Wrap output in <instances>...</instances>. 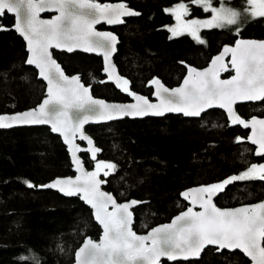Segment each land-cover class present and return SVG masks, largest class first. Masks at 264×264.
<instances>
[{
	"label": "trees",
	"instance_id": "trees-1",
	"mask_svg": "<svg viewBox=\"0 0 264 264\" xmlns=\"http://www.w3.org/2000/svg\"><path fill=\"white\" fill-rule=\"evenodd\" d=\"M113 2L116 0H100ZM121 1V0H117ZM189 4V16L207 15L191 0H123L140 13L127 16L118 26L120 35L115 61L130 87L151 96L149 81L159 77L168 86L180 83L188 65L205 66L224 43L239 37L264 38V18L239 26L203 29L205 44L183 33L169 39L175 17L165 9L175 2ZM220 0H213L216 4ZM245 6L244 0H232ZM14 16L5 13L0 25V114L37 105L45 95V83L27 65L24 39L13 28ZM69 74L79 73L95 96L125 100L126 94L105 80L102 58L82 51L54 52ZM183 62V63H181ZM103 81V82H102ZM241 114H264V101L239 105ZM87 132L101 149L95 161L82 153L89 168L98 161L114 162L118 170L104 187L119 200L134 197V228L146 232L169 221L188 206L181 196L187 187L223 181L259 161L252 145L243 138L246 130L229 124L225 113L212 108L200 117L169 113L90 124ZM242 138L237 142L236 138ZM264 157V156H263ZM70 157L59 135L48 126L0 129V264H33L21 260L34 254L38 264H71L85 237L98 239L101 227L92 210L78 196H64L42 187H27L22 180L43 185L56 176L73 174ZM123 178V179H121ZM264 199V181H236L219 193L220 206H235ZM161 264H251L239 250L204 249L199 258Z\"/></svg>",
	"mask_w": 264,
	"mask_h": 264
},
{
	"label": "snow or ice",
	"instance_id": "snow-or-ice-1",
	"mask_svg": "<svg viewBox=\"0 0 264 264\" xmlns=\"http://www.w3.org/2000/svg\"><path fill=\"white\" fill-rule=\"evenodd\" d=\"M210 19L185 21L183 28L199 44L206 41L199 36L201 28H222L246 21L264 18V0H244V7H226L225 3L213 6V0H191ZM57 11L51 20L39 18L44 11ZM175 14L177 21L188 14L181 2L165 9ZM5 13L14 14V29L26 41L30 55L27 65H35L38 75L47 82L46 98L35 108L14 113L0 114V128L16 125H49L53 133H59L71 153L72 162L81 174L68 178H56L45 185H34L22 180L27 187L55 188L66 196H78L94 210V219L102 226L99 241L86 238L75 252V264H160L161 257L170 261L199 258L208 246L217 252L240 250L253 264H264V201L238 208L221 209L213 203V196L236 181H264V164H251L245 171L223 181L192 188L181 193L193 206L199 202L201 211L188 207L168 224L152 228L146 235L132 230L133 213L130 209L140 203L130 200L117 203L111 193L101 191L100 175L108 177L118 170L114 162L98 161L93 171H85L78 151H87L95 161L101 151L92 147L93 141L83 133L86 123L114 120L122 116H163L165 112L182 113L187 117H200L205 109L214 106L226 111L230 124L251 128L248 137L259 146L256 155H264V119L255 116L243 119L234 109L237 102L264 101V40H237L234 47L225 46L223 52L212 59L209 67L198 70L188 68L181 86L169 89L159 78L149 83L155 86L154 95L159 103H151L147 97L130 91V81L116 73L111 56L116 51L118 38L111 32L96 31L95 25L104 21L122 24L123 17L139 16L121 0L119 3H97L95 0H0V18ZM9 30L0 25V31ZM169 39L183 32L170 28ZM64 49L69 53L80 49L101 54L103 72L124 92L135 98L136 103L109 104L94 99L90 86L80 82L79 75L68 77L52 57L50 49ZM231 54V68L235 74L230 79H220L221 71H228L224 56ZM183 63V62H181ZM7 80V73H0ZM103 82V81H102ZM258 133V135H257ZM87 141L88 148L81 149L75 140ZM237 142L242 138L237 137ZM123 179V178H121ZM109 205L112 210L109 211ZM38 264L32 254L21 257Z\"/></svg>",
	"mask_w": 264,
	"mask_h": 264
},
{
	"label": "water",
	"instance_id": "water-1",
	"mask_svg": "<svg viewBox=\"0 0 264 264\" xmlns=\"http://www.w3.org/2000/svg\"><path fill=\"white\" fill-rule=\"evenodd\" d=\"M95 2L100 3L99 1H95ZM119 2H121V1H115V2H109V3H119ZM128 7H129V6H128ZM129 8L132 9V10H135V9H133V8H131V7H129ZM135 11H136V10H135ZM45 13H52V15H50V16H43V14H45ZM58 14H59V13H58L57 11H55V10H53V11H44V12H41V13L39 14V18H40V19H43V20H51L54 16H56V15H58ZM13 15H14V14H13ZM101 22H104V21H101ZM101 22H100V23H101ZM14 23H15V22H14ZM13 25H14V24H13ZM94 27H95V26H94ZM13 28H14V27H13ZM95 29H96V31H99V32H111V33H113V34L118 38L117 43H116V45H115V47H116V51H115V52L112 54V56H111V62L115 65L116 73H117L118 75H120V76L126 78L125 76H123V75L120 73L119 68H118V65H117V63H116V61H115V54H116V52H117V50H118V43H119V37H118L117 33L113 32V31H111V30H100V29H97L96 27H95ZM18 34H19V33H18ZM22 38H23V37H22ZM23 39H24V38H23ZM237 40H257V41H260V40H264V38H257V37H239V38H237L233 43H230V42L224 43V44L221 46L220 50H219L218 52H216L214 55H212V57L210 58V60L208 61V63H207L205 66H203V67H197V66H195V65H191V64L188 65V66H187L186 73H185V75L183 76L182 80L180 81L179 84H177V85H175V86H168V85H166V84L162 81V79L159 78V77H153V78H159L160 81H161V82H162L167 88H169V89H173V88L179 87V86H181V84H182V82H183V79H184V78L186 77V75H187L188 68L192 67V68H196V69H198V70H203V69L209 67L210 64H211L212 59H214L217 55H220V54L223 52V48H224L225 46H228V47H234V46H235V43H236ZM24 41H25V40H24ZM25 44H26V41H25ZM26 50H27V48H26ZM54 50H59V51H66V50H64V49H55V48L50 49V51L52 52V57H53V59H55L56 62L60 65V67L62 68L64 74H65L66 76H68V77H72V76H74V75H79V77H80V82H81L82 84H84L86 87L90 86V85H86V84L83 82V80H82V78H81V76H80L79 73H73V74H69V73H67V72L65 71L64 67L62 66V64H61V63L58 61V59L56 58V56H55V54H54ZM27 51H28V50H27ZM75 51H82V50L77 49V50H75ZM82 52H84V51H82ZM86 53H90V52H86ZM93 54H97V53H93ZM29 55H30V53L28 52V56H29ZM97 55H100V56L102 57L103 67H104V58H103V56H102L101 54H97ZM28 56H27V57H28ZM230 60H231V54H230V53H229V54H226V55L224 56V63H225L227 66L230 65V66H228V67L231 68ZM32 66L35 67V65H32ZM35 68H36V67H35ZM231 69H232V68H231ZM36 70H37V73H38V69H37V68H36ZM103 73H104V72H103ZM222 73H223V71L220 72V77H219V78L222 79V80H224V79H230L231 76L235 74V72H234V73H233L231 76H229V77H223V76H222ZM104 74L106 75V78H105L106 81H108V82H110V83H113L117 88H119V87L116 85V83H115L114 81H112V80H108V78H107V74H106V73H104ZM38 77L41 78L39 75H38ZM153 78H152V79H153ZM41 79H42V80L44 81V83H45V95H44V97L42 98V100H41L37 105H35V106L31 107V108L24 109V110H20V111H16V112H5V113H1V114H14V113H19V112H24V111H27V110H30V109H33V108L37 107V106L43 101V99L46 98V92H47V82H46L43 78H41ZM152 79H151V80H152ZM151 80H150V81H151ZM150 81H149V82H150ZM149 85H151V84L149 83ZM151 87H152L151 97H149V96H147V95H145V94H143V93H140V92H138V91H133V90H130V91H131V92H134V93H136V94H138V95H140V96L147 97L148 100H149L151 103H159V99L154 95L155 86H154V85H151ZM123 92H124V91H123ZM125 93H126V92H125ZM90 94H91V96H92L94 99L103 100V101H105L106 103H109V104H120V105H126V104L136 103L135 98H134L133 96L129 95L128 93H126V94H128V95L130 96V98H131V99L128 100V101H122V100H109V99H106V98H104V97L95 96V95L93 94L92 90H91V86H90ZM245 102H247V101H245ZM237 103H240V102H237ZM212 108H219V107L214 106V107H212ZM212 108L205 109L204 112H206V111H208L209 109H212ZM221 109H222V108H221ZM234 109H235V111L239 114V112H238L237 109H236V105L234 106ZM222 110L225 111L224 109H222ZM204 112H202V113H204ZM169 113H172V112H165V114H164L163 116H165V115H167V114H169ZM202 113H201V115H202ZM225 113H226V111H225ZM174 114H182V113H174ZM182 115H183V114H182ZM226 115H227V114H226ZM239 115H240V114H239ZM148 116H153V115H148ZM184 116H185V115H184ZM125 117H129V118H144V117H147V116H143V117L122 116V117L117 118V119H114V120L123 119V118H125ZM154 117H162V116H154ZM186 117H187V116H186ZM255 117L258 118V119H264V117H258V116H255ZM242 118H243V117H242ZM243 119H244V118H243ZM114 120L99 121V122H92V121H90L89 123H86V124L83 125V133H84L86 136H88L89 138H91L92 141H93V145H92V147L99 148V147L96 145L94 138H93V137L87 132L86 127H87L88 125H90V124H100V123H106V122H110V121H114ZM228 120H229V119H228ZM245 120H246V119H245ZM247 120H249V119H247ZM247 120H246V121H247ZM229 123H230V121H229ZM231 125H233V124H231ZM22 126H41V125H16V126H13V127H11V128H14V127H22ZM44 126H48V127L50 128L49 125H44ZM249 128H250V127H249ZM0 129H10V128H0ZM54 134L59 135L60 138H61V140H62V142H63L64 145L66 146L67 151H68V154H69V157H70L71 165H72V170H73L74 173H73V174H69V175L56 176L55 178L49 180V181L46 182L45 184H48V183L52 182V181L55 180L56 178H68V177H72V178L74 179L76 176H78V175L81 174L80 172L77 171L75 165L73 164V162H72V158H71V153H70V151H69L68 145L65 144V142L63 141L62 136H61L59 133H54ZM251 135H252V130H251V128H250L249 134H248L247 138L245 139L246 141H248V142H250V143H252V142H251V140L248 139V137H250ZM257 135H258V133H257ZM75 143L78 144V145L80 146L81 149H84V148H88V147H89V145L87 144V141L80 140V139H79V136H77V138H76V140H75ZM252 144H253V143H252ZM254 145L256 146V151H257L258 148H259V146L256 145V144H254ZM256 151H255V152H256ZM82 153H88V154H90V152H87V151H78V152H77V156H78L79 159L83 162V169H84L85 171H93L94 168H89V167L86 165L85 160H84V157L82 156ZM90 156H91V154H90ZM100 179H101V180H105V179L102 177V174L100 175ZM215 183H216V182H215ZM45 184H43V185H45ZM105 184H106V183L101 184V186H100V187H101V191H104V192H107V193H111V194L113 195V197L116 199L117 203H125V202H128V201L133 200V199L141 203V201H140L139 199H136V198H134V197H131V198H128V199H124V200H119V199L116 197V195H115L112 191H109V190H107V189L104 187ZM211 184H213V183H211ZM207 185H210V184H199V185H193V186H190V187L185 188V189L183 190V192L186 191V190H188V189L197 188V187H200V186H207ZM42 188H43V187H42ZM44 189H45V188H44ZM49 189H53V190H55V191H58V192L61 193L62 195L66 196L64 193L60 192L58 189H55V188H49ZM183 192H182V193H183ZM219 193H220V192H219ZM219 193L213 196V203H214L218 208H221V209L238 208V207H241V206H245V205H253V204H256V203H259V202L264 201V199H262V200H259V201H256V202L244 203V204H239V205H235V206H220V205H218L217 202H216V198H217V196L219 195ZM68 197H70V196H68ZM71 197H72V196H71ZM81 200H82V199H81ZM186 200H187L188 206H187L185 209L181 210L180 212H182V211H186L188 207H193V210H194V211H201V210H202V209L200 208L199 202H197V203L195 204V206H193V204H192V202H191L190 199H186ZM82 201H83V200H82ZM83 202H84V201H83ZM84 203H85V202H84ZM140 203L134 205V206L130 209V211L133 213L132 230H133L134 232H136L138 235H146V234H147L152 228L157 227V226L162 225V224H168V223H170V222L172 221V219H173L175 216H177V215L180 214V212H178L177 214H175L174 216H172V218H171L169 221H166V222H163V223L156 224L155 226L151 227V228H150L149 230H147L146 232H137V231L135 230V228H134V223H135V213H134V209H135ZM85 204H86V203H85ZM86 205H87V204H86ZM87 206H89V205H87ZM89 207H90V206H89ZM90 208H91V207H90ZM91 210H92V215H93V218H94V210H93L92 208H91ZM111 210H112V206L109 205V211H111ZM94 220H95V219H94ZM95 221H96V220H95ZM96 222H97V221H96ZM97 224L101 227V230H102V226H101L98 222H97ZM102 234H103V230H102L101 235H100V237H99L98 239H94V238H92V237H90V236H87V237L84 238V240H85L86 238H91V239H93V240L99 241L100 238L102 237ZM84 240L82 241V243L84 242ZM82 243L79 245V247L82 245ZM79 247H78V248H79ZM78 248H77L76 250H78ZM206 248H207V247H206ZM225 250H227V249H225ZM203 251H204V250H203ZM239 251H240V250H239ZM75 252H76V251H75ZM201 254H202V253H201ZM246 257H247V256H246ZM247 258H248V257H247ZM162 259H167V258H166V257H161L160 264H161ZM190 259H195V258H190ZM248 259L250 260V258H248ZM250 263L253 264V262H252L251 260H250ZM71 264H75V255H74V261H73Z\"/></svg>",
	"mask_w": 264,
	"mask_h": 264
},
{
	"label": "flooded vegetation",
	"instance_id": "flooded-vegetation-1",
	"mask_svg": "<svg viewBox=\"0 0 264 264\" xmlns=\"http://www.w3.org/2000/svg\"><path fill=\"white\" fill-rule=\"evenodd\" d=\"M95 1H99L101 4H103L104 2H101L100 0H95ZM117 1V0H116ZM113 2H115V1H113ZM105 3H109V2H105ZM128 6V5H127ZM130 7V6H129ZM13 15V14H12ZM50 15H52V13H45V14H43V16H50ZM14 16V15H13ZM126 17H123V20L125 19ZM14 22H15V18H14ZM119 25H121V24H108V23H106V22H101V23H98V24H96L95 25V27L97 28V29H100V30H111V31H113V32H115V33H117V35H118V37H119V42H120V35H119V33H118V31H117V28H118V26ZM119 44V43H118ZM55 51H58V52H67V51H59V50H54V52ZM74 52V51H73ZM69 53V52H68ZM91 54H93V53H91ZM95 55H97V54H95ZM100 56V55H99ZM102 58V57H101ZM102 63H103V61H102ZM228 66H230V65H228ZM119 68V67H118ZM228 71H223V73H222V76L223 77H229V76H231L233 73H234V70L233 69H231L230 67H228ZM102 71H103V68H102ZM120 71V70H119ZM104 74V73H103ZM105 75V74H104ZM124 76V75H123ZM105 78H106V75H105ZM113 84V83H112ZM114 85V84H113ZM115 86V85H114ZM117 88V87H116ZM129 88H130V90H133V91H136V90H134V89H132L131 87H130V85H129ZM118 89H120L122 92H123V90L121 89V88H118ZM139 92V91H138ZM124 94H126L125 92H123ZM141 93V92H140ZM152 93V92H151ZM148 96V95H147ZM149 97H151V96H149ZM131 98H130V96L128 95V94H126V99L125 100H122V101H128V100H130ZM250 102H260V101H247V102H240V103H237L236 104V109H237V111L239 112V114H240V116L241 117H243L244 119H250L251 117H253V116H258V117H264V114H256V113H252V114H249L248 116H244V115H242L241 114V111L238 109V107H239V105H242V104H246V103H250ZM218 109H220V110H222L221 108H218ZM223 111V110H222ZM224 113H225V111H223ZM225 115H226V113H225ZM226 118L228 119V117H227V115H226ZM228 122H229V120H228ZM230 124V123H229ZM231 125V124H230ZM232 126H241L243 129H245L246 130V136L243 138L244 140L247 138V136H248V134H249V131H250V128H244L242 125H232ZM246 141V140H245ZM248 142V141H247ZM249 144H251L252 145V148H253V153H254V155L255 156H257V157H262V159H259V161H257V162H255V163H253V164H264V155H256L255 154V151H256V146L254 145V144H252V143H250V142H248Z\"/></svg>",
	"mask_w": 264,
	"mask_h": 264
},
{
	"label": "rangeland",
	"instance_id": "rangeland-1",
	"mask_svg": "<svg viewBox=\"0 0 264 264\" xmlns=\"http://www.w3.org/2000/svg\"><path fill=\"white\" fill-rule=\"evenodd\" d=\"M181 2H183V3L187 6V8H188V13H189V11H190V9H189V4H188L186 1L175 2V3H173L172 5L168 6L166 9H168V8H174L175 5H177L178 3H181ZM222 2L225 3V6H226V7H234V8H237V9H240V8L244 7V6H242V5L236 3L235 1H232V0H220V1H219L218 3H216V4L213 3V6H219L220 3H222ZM173 15H174V17H175V14H173ZM211 15H212V13H211L210 11H209V13H208L207 15H197V14H196V15H193V16H189L188 14H186V15L182 16V18H181L180 21H177V19H176V17H175L174 21H173L171 24H169V27H170V28H176L178 31H181V32H183V33H188V32L183 28V24H184L185 21H188V20H191V19H199V20L210 19V18H211ZM230 26H232V25H230ZM239 26H240V25H239ZM225 27H229V26H225ZM203 29H209V28H201V29L199 30V36H200L203 40H205V34L203 33ZM211 29H212V28H211Z\"/></svg>",
	"mask_w": 264,
	"mask_h": 264
}]
</instances>
